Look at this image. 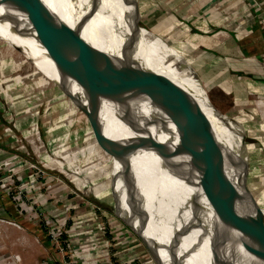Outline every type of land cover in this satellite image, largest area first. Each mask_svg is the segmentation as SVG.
<instances>
[{
  "label": "bare ground",
  "instance_id": "bare-ground-1",
  "mask_svg": "<svg viewBox=\"0 0 264 264\" xmlns=\"http://www.w3.org/2000/svg\"><path fill=\"white\" fill-rule=\"evenodd\" d=\"M91 2L97 4V13L81 30ZM133 25L124 21L116 0H10L0 4V81L32 79L43 94L47 85L49 106L58 109L56 123L49 125L50 151L46 147L44 165L50 169L56 166L80 189L91 187L99 200L119 213L123 176L133 165L150 215L142 239L160 255L161 264H170L163 246L173 238L186 264H213L216 229L227 234L229 264H264V259L260 261L245 250L237 228L223 225L232 218L228 209L245 206L257 210L228 195L213 166L192 155L199 143L209 147L207 142L198 143L189 135L184 153L170 172L166 175L161 171L176 127L158 83L141 69L137 49L146 47L144 40L130 47L122 41L128 37L127 27ZM142 31L148 35L146 29ZM154 41L162 55L152 58L151 52V58L158 60L152 71L182 84L181 73L168 63L169 50ZM171 52L175 57L173 48ZM112 62L127 75V84L109 102L95 93L105 84L118 81ZM7 65L19 70L31 67L28 75L17 77V73L7 74ZM122 108L128 110L132 125ZM81 111L86 115L87 135L82 146L73 149L68 146L69 133L79 122ZM103 135L110 148L104 146ZM123 142H129L133 151ZM32 152L40 157L43 149ZM226 168L247 167L227 159ZM96 172L103 181L88 178ZM202 181L206 185H200ZM252 243L262 258L264 240L253 237Z\"/></svg>",
  "mask_w": 264,
  "mask_h": 264
},
{
  "label": "rangeland",
  "instance_id": "rangeland-1",
  "mask_svg": "<svg viewBox=\"0 0 264 264\" xmlns=\"http://www.w3.org/2000/svg\"><path fill=\"white\" fill-rule=\"evenodd\" d=\"M116 3L126 23L139 24L153 31L173 47L179 65L178 70L182 75V85L194 102L199 101L198 106L201 110L203 108L210 118L219 141L227 147L226 142L230 141L231 144L234 139L241 140L243 133L230 131L226 118L215 124L214 118L211 117V111L216 109L222 115H227L233 97L209 82L225 70L226 74H230L234 67L246 68L248 64L242 62V50L253 56V61L258 57L264 58V2L232 0L227 4L226 0H116ZM231 26L237 46L233 42L234 50L230 51L224 45V41L227 39L226 29H231ZM130 29L127 27L125 30L127 36ZM142 35L143 47L145 44L146 47L143 50L137 49L139 63L151 81L157 83L155 71L152 69L158 60L154 61L152 58H159L162 55L161 49L159 44L147 37L143 31ZM151 52H154L152 58ZM213 54L219 57L216 59H221L220 66ZM208 59H211V63L207 62ZM217 66L220 69H217ZM25 67L19 70L20 67L7 65L5 71L10 76L16 73L17 77L21 74L26 76L31 66ZM221 82H224V78ZM49 96L48 86L46 85L44 94L40 93L38 83L32 79L26 81L20 77L6 82L0 81V147H5L9 151V157L20 156L18 164L11 166L12 170H17L20 178L18 180L17 175L14 176L15 184H24L27 188V175L33 174L36 189L37 186L40 188L41 199L35 207L40 208L41 213L25 206L27 215L30 217L37 215L38 219L42 218L45 222L50 220L60 226L64 233L62 238L64 237L63 240L67 242L61 239L60 244L52 241L51 243L54 252H60L68 259L65 264L68 262L82 264L79 263L82 260L79 261L78 258L84 252H88L91 257L84 264H156L140 238L125 225L120 215L114 212L110 205L94 195L91 187L80 189L56 166L50 169L40 164V160L45 159L46 152L50 151L47 143L49 125L55 124L58 119V109L56 107L51 109ZM253 98H257V95ZM78 117L79 122L71 127L69 133L68 146L73 149L82 146L88 130L84 124L86 115L81 111ZM14 124L17 137L11 138L6 134L5 128L7 125L14 127ZM31 133L39 138L38 147H42L43 156L36 158L32 154L28 156L25 150L20 152L21 143L17 141L18 138H28ZM103 136L105 138V135ZM252 145L254 144L245 149V153L247 152L245 160L232 150L233 147H227V150L224 148L223 154L226 161L244 160L245 167L248 168L249 177L247 175L246 179L248 184L244 190V170L227 169L231 185L241 190L239 192L243 195L256 197L263 204L261 194H264V148L259 144L252 148ZM28 148L32 151L30 146ZM195 149L196 152L192 155L201 157L202 154L204 158L202 150ZM11 172H3L0 175L5 176ZM88 178L92 182L103 181L100 172L89 175ZM27 183L33 185L30 180ZM27 192L31 202L30 193L28 190ZM260 207L263 208L262 205ZM238 209L228 210L232 216ZM238 216L247 230L264 237V216L249 210H240ZM45 233L48 235L46 228Z\"/></svg>",
  "mask_w": 264,
  "mask_h": 264
},
{
  "label": "water",
  "instance_id": "water-1",
  "mask_svg": "<svg viewBox=\"0 0 264 264\" xmlns=\"http://www.w3.org/2000/svg\"><path fill=\"white\" fill-rule=\"evenodd\" d=\"M8 1L10 0H0V4H5ZM135 4L136 3H134V5ZM136 8L138 10L137 6ZM97 10V4L91 2L89 10L87 11L86 15H84L83 21L80 23L81 30L85 27V24L87 22L93 19V17L97 13ZM137 15L139 16L138 13ZM142 29L146 28L141 27L139 24H134L133 27L129 30L128 37H126L125 39L123 38L122 41L126 43L128 47L137 45L141 40H143ZM146 30L148 31L147 37H149L150 39L152 38L154 40H158L167 48V50H169L167 52L168 63L169 65H171V67L178 69L179 65L171 52V48L173 47L168 43L167 40H165L161 36L148 29ZM112 65L118 72V81L105 84L102 88H98L97 92L95 93L99 96L103 95L104 100L109 102H111L112 98L117 94V91L127 84V75L123 73L120 67L117 66L116 68V65H114L113 62ZM155 79L161 89L162 95L165 99L167 107L169 108V112L174 119L176 127L175 139L172 144L168 146V151L164 157L162 164L160 165L161 171H163V173L166 175L170 172L177 159L184 153L189 135L194 137L198 141V143L202 140L203 142H207L209 144V147H206L207 149L200 143L198 149L202 150L204 157L203 159L209 162V164H211L215 169L217 176L222 182L228 195L245 202L247 205L257 210L254 211L253 209H249V207L242 206L234 212L231 219H229L228 221H223V225L228 224L237 228V230L242 235L245 250L250 255H253L256 258H260L261 261L262 259H264V256H262L261 258L259 252L253 246L252 240L253 237L264 240V237L253 234L249 230H247V228L244 227L242 221L240 220L238 212L244 209L264 216V214L261 213L263 208H261L252 197L243 195L241 192H239L240 190H237L235 186L231 185L232 183L231 181H229L226 174V157L223 154L224 148L218 143L217 139L213 135L210 122L207 121V118L205 117L203 111L198 106L199 103H196L192 100L189 92H187L185 87H183V85L177 80L170 79L161 73H155ZM127 97H129L128 94ZM77 105L78 107L80 106L79 100L77 102ZM122 109L124 113H126L127 118L132 125L133 123L131 121L128 110L125 108ZM102 138L104 146H108V148H110V145L106 138H104V136H102ZM145 142H147V138L145 139ZM123 143L130 151H133V147L129 145V142ZM123 185L124 186L122 192L119 195L121 213L117 212L113 208L111 209H113L114 212L120 215L125 225L129 227L140 238L155 263L161 264L162 261L160 255L155 252L153 248H150L142 239L147 232L150 215L149 211L147 210V198L145 196V193H143L142 188L140 187L137 172L133 165H131V167L125 172L123 176ZM200 185H206L205 181L200 182ZM246 187L247 186L245 185V188ZM213 239V242L215 243L213 251V264H229V248L227 245L226 232L221 229H216L213 235ZM163 247L168 252L170 264H186L179 254L176 239L173 238L168 245Z\"/></svg>",
  "mask_w": 264,
  "mask_h": 264
},
{
  "label": "crops",
  "instance_id": "crops-1",
  "mask_svg": "<svg viewBox=\"0 0 264 264\" xmlns=\"http://www.w3.org/2000/svg\"><path fill=\"white\" fill-rule=\"evenodd\" d=\"M231 1L232 0H226V3L228 4ZM263 2L264 1L262 0V3ZM233 32L232 26L231 29H226L227 39L224 41V45H226L230 51L234 50V48H232L233 42H236ZM213 55L216 56L217 54ZM241 56L243 64H248L246 68L234 67V70L230 72L231 75L228 73L226 74L225 72L227 70H225L221 75L219 73L215 79L213 78V80L208 82L214 87L221 88L224 92L233 97V101H230L231 104L229 105V113L227 115H222L215 108V111H211V117L214 118L215 124L219 120L226 118V122L228 123L227 128L230 131L243 133L241 140L234 139L231 141V144L230 141L226 143H228V148L233 147L232 150L245 160L247 156L245 149H249L251 144H259L264 148V58L258 57V59L253 61V56H250L245 50L241 51ZM216 58L219 57L216 56L215 59ZM212 59L214 60V58ZM216 60L220 66L222 64L221 59ZM209 61L211 63V59H208L207 62L209 63ZM217 69L220 68L218 67ZM223 78L224 82H221ZM254 95H257V98H253ZM211 105L214 108L212 103ZM202 110L205 117L209 119L213 135L218 143L226 149L227 147L219 141L210 118L207 116L203 108ZM234 138H236V136ZM244 139H247L251 144H248ZM254 145H252V148ZM20 152H23V150ZM43 155L44 154L41 153V156ZM244 160L241 162L244 163ZM242 170H244V190L245 185L247 186L248 184L246 179H248L247 175L249 177V173L247 172L248 168ZM226 174L229 179L227 168ZM27 176L26 184L31 197L30 203L34 207H37V203L41 199L40 188L37 186L36 189V181L33 174H28ZM29 180L33 185H28L27 182ZM261 197L264 202V194H261ZM253 199L259 206L262 205L264 209V203L261 204V200L259 201L256 197ZM33 209L34 211L35 209L39 211L40 208ZM27 212V209L18 205L14 195L10 193V191H7L6 185L0 184V218L7 220H0V264H65L68 259L60 252H54L51 239L45 233V227L40 219H38L37 215H34L33 217L28 216ZM70 224H68V226H70ZM90 258L89 253L84 252L80 255L78 260H82L79 263L84 264ZM70 264L72 263L70 262Z\"/></svg>",
  "mask_w": 264,
  "mask_h": 264
},
{
  "label": "built area",
  "instance_id": "built-area-1",
  "mask_svg": "<svg viewBox=\"0 0 264 264\" xmlns=\"http://www.w3.org/2000/svg\"><path fill=\"white\" fill-rule=\"evenodd\" d=\"M14 129H15V124L14 127L11 125H7V127L5 128V132L7 135L11 137H17ZM37 139H38L37 136L33 135L32 133L28 138L19 137L17 140L21 143L19 145V148L21 150H25L28 156H30L31 154L35 156V154L28 148V146H30L31 149H37L39 145ZM8 153L9 151L5 147H0V174L3 172L12 171L11 173L5 176L0 175V184L6 185L7 191H10V193L14 195V198L15 200H17L18 205L22 206V208H25V206H27L26 208L29 207V209L36 208L29 201L27 188H25L23 184H19V185L15 184L14 176L17 175L18 172L17 170H12L11 166L14 165L15 163H18L17 161L20 160V156L9 157ZM35 157L37 158V156ZM40 164L44 165L42 160H40ZM17 178L18 180H20L18 175ZM36 211L38 210L35 209V212ZM39 212L41 213L40 209ZM0 220L7 221L4 218H0ZM40 221L43 225H45V228L48 232V236L50 237L51 241L60 244V240L61 239L63 240L64 238V237L62 238L64 233H62L61 228H59L60 226H58L57 224H55L53 221L50 220L45 222L42 220V218H40ZM63 242L66 243L67 241L63 240Z\"/></svg>",
  "mask_w": 264,
  "mask_h": 264
}]
</instances>
